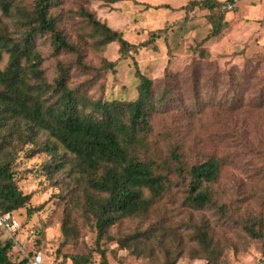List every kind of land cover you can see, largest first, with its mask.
Returning a JSON list of instances; mask_svg holds the SVG:
<instances>
[{
  "label": "rangeland",
  "instance_id": "rangeland-1",
  "mask_svg": "<svg viewBox=\"0 0 264 264\" xmlns=\"http://www.w3.org/2000/svg\"><path fill=\"white\" fill-rule=\"evenodd\" d=\"M186 3L187 0H64L51 13L57 17L66 40L80 51L79 60L84 67L77 64L75 53H56L50 36L38 34L34 44L42 58V74L46 82L53 84L62 65L68 70L67 86L78 97L130 101L137 95V68L153 82V94L167 86L171 88V101H176L154 112L145 144L131 150L140 159L154 161L156 171L169 175V191L142 219H125L108 230L113 239L107 244L109 264H150V259H161L166 250L172 264H264V110L248 108L244 114L229 117H223L217 107L193 117L180 111L184 106L191 107L194 92V103L204 96L210 99L209 87L221 83L222 78H212L199 67L194 69V77L188 72L193 62L201 61V49L221 70L239 69L247 61L264 57V5L259 0H236L233 10H220L227 26L218 37L207 40L211 30L208 11L186 8ZM163 4L171 8L164 23L147 26L148 15L140 12L150 14L151 8ZM81 7L100 22L121 31L135 45L147 40L151 33L159 38L147 49L130 52L126 59L120 58L116 43L96 49L75 14ZM0 26L13 30L12 22L1 12ZM104 61L115 62V71L103 70ZM6 64L7 55L2 54L0 71ZM193 86H197L195 91ZM232 98L229 96V103ZM41 140L45 136L40 135ZM176 142L185 149L188 166L209 154L222 160L219 177L211 185V204L195 208L186 200L188 178L184 173L175 174L170 162L171 146ZM40 145L16 147L13 177L17 188L30 194L31 200L25 208L15 211L23 229L17 237L20 247L14 245L9 256L18 262L27 252L40 250L47 264H70L68 257L92 247L94 233L83 209L67 205V200L78 197V203H83V198L93 190L83 180L79 183L82 177L73 168L74 156L60 144L56 143V147L64 156V169L48 171L50 156ZM71 170L72 176L68 172ZM29 208L40 209L29 214ZM67 214L73 227L70 224L66 234L62 224ZM148 228H154L156 233L144 244L139 256L131 255L128 246L118 248L116 237ZM164 228L169 230L168 234L181 237V241L165 238L163 245L157 243L155 236ZM247 228L256 235L248 234ZM199 232H206L207 244L199 243ZM207 246H211L212 255ZM94 264H100L96 253Z\"/></svg>",
  "mask_w": 264,
  "mask_h": 264
},
{
  "label": "trees",
  "instance_id": "trees-1",
  "mask_svg": "<svg viewBox=\"0 0 264 264\" xmlns=\"http://www.w3.org/2000/svg\"><path fill=\"white\" fill-rule=\"evenodd\" d=\"M63 1L0 0V12L12 22L13 27L9 30L0 26V61L2 54L7 55V64L0 71V215L8 212L17 215L15 211L25 208L31 200L30 194H23L17 188L13 177L16 147L41 144L40 147L50 156L46 164L48 171H61L64 169V156L58 152L56 143L60 144L74 156L73 168L82 177L78 178L79 183L83 180L93 190L83 198V203H78V197L67 200V205H79L83 209L89 228L94 233L92 247L84 253L71 255L68 260L70 264H94L96 253L100 256V264H109L107 244L113 239L108 230L125 219H142L169 191V175L156 171L154 161L140 159L131 150L145 144L154 112L176 101H171V88L167 86L153 94V82L136 66L137 95L130 101H93L78 97L74 90L68 88V70L62 65L58 67L53 84L46 82L41 69L42 58L34 44L38 34L50 36L56 53H75L77 64L84 67L79 60L80 51L66 40L59 30L57 17L51 13ZM233 1L187 0L185 7L208 11L209 40L218 37L227 26L220 10ZM151 9L153 12L150 14L140 12V15H148L145 21L149 27L163 24V19L171 11L167 4ZM75 14L82 27L88 30L94 48L102 49L116 43L122 59H126L132 51L147 49L159 38L156 33H151L147 40L135 45L121 31L100 22L85 8H79ZM133 37L140 39L138 35ZM199 57V63L193 62L189 66L191 76L194 77L193 71L199 67L212 78H222L221 83L209 87L212 90L210 99L204 96V99L194 103L197 96L194 92L191 107L184 106L180 109L181 113L193 117L217 107L223 117H229L244 114L248 108L264 110V57L247 61L239 69L222 70L208 60V53L203 49ZM102 69L115 71V62L104 61ZM196 88L193 86L192 91ZM231 91H234L233 95ZM229 96L233 97L231 103L228 102ZM40 135L45 136V140L39 141ZM185 156L182 144L173 143L170 162L175 174L180 176L184 173L188 178L186 200L193 207L202 208L212 203L211 185L219 177L222 160L209 154L197 164L188 166ZM68 172L72 176V170ZM39 209L29 208L27 212L33 214ZM65 216L62 227L67 234L72 219L69 214ZM21 227L23 229L22 222ZM168 231L167 228L162 229L155 236L156 242L163 245L166 239L177 243L181 241V237L168 234ZM153 232L156 233L154 228H148L140 233L116 237L115 242L118 248L128 246L131 255L139 256L145 248L144 244L153 237ZM247 233L256 235L250 228H247ZM196 236L200 244L206 243V232H199ZM1 237L0 233V264H23L24 258L18 262L11 260L9 254L13 245L4 242ZM206 248L212 255L211 246ZM35 251L29 252V255ZM150 262L172 264V258L166 250L161 259L153 258Z\"/></svg>",
  "mask_w": 264,
  "mask_h": 264
},
{
  "label": "built area",
  "instance_id": "built-area-1",
  "mask_svg": "<svg viewBox=\"0 0 264 264\" xmlns=\"http://www.w3.org/2000/svg\"><path fill=\"white\" fill-rule=\"evenodd\" d=\"M236 0L228 2L222 7L224 11H231L235 7ZM22 231L21 222L17 215L8 212L0 215V233L3 236L4 242H11V244L20 247L18 236ZM23 258L25 262L23 264H47L44 260V254L42 251L37 250L31 255L29 252L24 254ZM53 264V263H49Z\"/></svg>",
  "mask_w": 264,
  "mask_h": 264
},
{
  "label": "crops",
  "instance_id": "crops-1",
  "mask_svg": "<svg viewBox=\"0 0 264 264\" xmlns=\"http://www.w3.org/2000/svg\"><path fill=\"white\" fill-rule=\"evenodd\" d=\"M220 1H224V0H220ZM259 1H260V3H262L264 5V0H259Z\"/></svg>",
  "mask_w": 264,
  "mask_h": 264
}]
</instances>
